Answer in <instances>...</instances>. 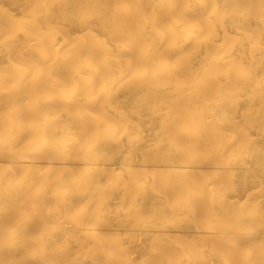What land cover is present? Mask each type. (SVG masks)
I'll return each instance as SVG.
<instances>
[{"label":"bare ground","instance_id":"1","mask_svg":"<svg viewBox=\"0 0 264 264\" xmlns=\"http://www.w3.org/2000/svg\"><path fill=\"white\" fill-rule=\"evenodd\" d=\"M0 264H264V0H0Z\"/></svg>","mask_w":264,"mask_h":264}]
</instances>
